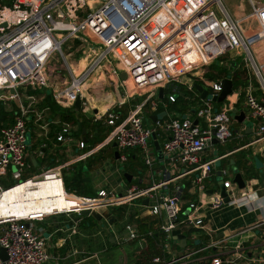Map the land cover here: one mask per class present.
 <instances>
[{"label": "built area", "instance_id": "1", "mask_svg": "<svg viewBox=\"0 0 264 264\" xmlns=\"http://www.w3.org/2000/svg\"><path fill=\"white\" fill-rule=\"evenodd\" d=\"M225 1L0 0V102L21 101L29 88L37 90L51 86L55 100L61 105L72 108L80 99L86 109L83 91L94 73L109 72L108 79L112 85L127 95V81L121 82L120 78L121 73H126L133 83L129 97L135 99L137 92L146 93L144 100L135 105L126 117L115 112L125 105L126 97L111 106L106 114L105 123L114 128L111 140L121 152L119 161L126 164V152L138 149L144 164L149 169L154 168L157 158L153 155V135L158 137L162 133L167 137L161 150L163 160L173 169L160 172L162 179L152 186L134 187L122 195L101 190L94 197L76 196L66 190L61 167L21 181L30 167L27 162L30 133L27 122L34 113L32 107L36 101L29 97V106H19L14 123L0 128V177L11 168L17 171L12 173V178L17 180L15 185L6 187L0 183V197L19 184L52 176L63 184L64 197L73 205L54 214L0 219V247L5 248L8 254L7 260L0 257V264L47 263L50 254L45 239L35 232L32 223L60 213L80 214L85 210L92 212L148 199L150 214L160 219L161 247L165 253L171 249L175 230L203 228L195 195L206 192L205 181L218 159L206 160L202 154L213 139L227 143L234 137L232 114L236 112L243 92L233 90L220 110L215 108L211 99L205 100L195 111L197 125L194 120L181 117L154 122L146 104L157 100L161 87L173 82L182 83L185 78L189 80L185 85L190 90L195 81L200 80L212 96H218L225 78L219 82L207 79L206 68L210 69L217 61L223 66L224 61L219 59L232 54L235 60L242 58V70L249 74L250 79L254 76L258 83L254 86L249 80L245 89L246 104L252 117L259 121L257 138L253 143L264 141V2L249 0L250 13L237 18L226 8ZM70 40L82 44L83 56L88 60L84 70L78 74L69 63L71 54L64 52V45ZM58 56L64 59L71 80H64L55 87L48 84L49 78L56 75V69L50 70V64ZM231 75L234 76V72ZM169 99L175 102L174 95ZM151 108L155 112L157 105L152 104ZM67 134L68 129H65L58 140H66ZM191 174H196L192 184L196 192L183 208L184 186L180 181ZM224 185L231 198L228 192L230 182ZM246 199L242 203L251 202L249 197ZM260 200L264 202V196ZM222 203L219 193L213 205L218 207ZM263 225L264 220L247 231ZM127 229L131 239L139 237L131 225ZM224 242L212 239L206 249L219 251ZM155 262L159 263L160 259ZM232 263L221 251L211 259V264Z\"/></svg>", "mask_w": 264, "mask_h": 264}, {"label": "crops", "instance_id": "2", "mask_svg": "<svg viewBox=\"0 0 264 264\" xmlns=\"http://www.w3.org/2000/svg\"><path fill=\"white\" fill-rule=\"evenodd\" d=\"M225 6L237 18L250 13L245 6L241 9L238 8L237 11L230 9L226 4ZM230 55L233 58L232 54ZM55 60L56 58L50 64V70L56 69V75L49 78L48 85L58 87L59 83L67 78L57 68ZM71 65L76 74L81 73L86 66L81 69V66ZM238 69L242 70L240 64ZM95 75H98L100 79L92 90L93 95L87 96L88 88L83 91L84 101H87L86 109L82 107L83 101H81V109L76 107V103L72 108L61 105L55 100L51 86L37 90L29 88L23 93L24 98L21 101L0 102V114L3 109L7 115L16 117L21 104L29 106V97H34V101H36L32 107L34 113L29 116L27 122L31 133V143H28L27 152V162L30 167L24 180L61 167L67 191L79 197H94L101 190L109 191L113 195H122L134 187H150L162 179L159 176L160 172H164L166 169L173 170L170 165L165 163L163 155L160 156L155 140L153 155L157 158V163L154 168L146 167L138 149H130L126 152L128 160L122 169L123 164L119 161L121 152L117 146H114L115 141L111 140L114 128L105 123L106 114L109 108L117 101H122L123 97H126L124 102L129 106V114L135 104L143 101L141 99H144L146 91L137 92L138 95L135 99L129 97L133 92V83L126 78L121 79V82L127 81V95H124L109 81V72L102 74L97 71L86 84ZM212 81L216 82L214 79ZM183 82L179 84L187 83L184 80ZM168 85L160 89L165 91ZM202 86L206 88L205 84ZM103 89H107L108 95L105 102L108 104L105 106L91 105V100L101 103V99L96 100V98L99 97L97 96L99 90L103 91ZM239 90L245 93L246 107L244 108L240 103L243 99L242 93L238 101L240 109L236 107V112L233 113L235 114L232 125L234 137L227 143H212L202 154L203 159H218V161L210 177L205 181L206 192L195 195L202 215L201 226L203 228L189 229L185 227L182 230L183 234L187 236L186 248L173 240L169 252L163 251L161 247L163 238L159 227L160 219L150 214L148 204L144 203L146 199H141L122 206L100 208L92 211L91 215L87 217L78 213H60L51 215L42 222L32 223L35 232L45 239L46 248L50 254V258L45 264H164L177 259H179L178 262L173 264H211L212 257L219 251L225 254L226 259L232 260V264H264V225L253 231H247L249 227L264 220V202L260 200V197L264 196V141L253 143L257 138L259 121L252 117L251 110L246 104L245 89ZM48 97L52 98L51 100L59 110H54L51 105L47 104ZM159 98L158 92L157 100H154V103L150 102L151 105L155 104L158 107ZM192 100L189 101V110L179 114L171 111L169 102L163 103L167 116L162 119L157 116V120L163 121L176 117L185 119L186 116V118L197 121L195 111L204 104V101L201 99V106L192 107L190 103ZM69 111L80 113L83 117L79 118L81 122L84 119L88 120L89 130L82 129L79 125L62 122V113ZM147 112L152 115L154 113L152 108ZM241 112L245 114L242 121L236 118ZM98 123L103 125L107 132L111 127V131L102 142L94 145L92 144L94 141L93 126ZM65 129H68L67 139L59 141L58 137L62 136ZM166 140L167 137L164 134H158L157 141L161 150ZM117 152L119 158L116 157ZM215 152L218 153L217 157L214 156ZM219 161L222 162V166L218 168ZM234 168L239 169L244 176L246 182L244 189H239L237 184L229 179L228 175L231 174L232 177ZM12 169L1 176L6 187L15 185L9 183V178H12ZM226 172H228L227 175ZM195 176L196 174H191L180 181L184 186L183 208H186L187 202L192 200L194 192H196L192 185ZM222 176L225 177L224 181L231 184V188L228 189L231 202H223L221 206L215 207L213 201L219 197L220 188L216 177ZM248 197L251 202L242 203V201H247ZM143 220L150 223L155 221L147 233H141L139 228ZM129 225L139 233L138 238H130V232L127 229ZM155 232L159 235L161 255L152 254L153 251H149V239ZM151 233L152 235H150ZM211 238L225 241L219 251L214 248L206 249L211 243ZM157 258L160 259L159 263L155 262Z\"/></svg>", "mask_w": 264, "mask_h": 264}, {"label": "trees", "instance_id": "3", "mask_svg": "<svg viewBox=\"0 0 264 264\" xmlns=\"http://www.w3.org/2000/svg\"><path fill=\"white\" fill-rule=\"evenodd\" d=\"M237 63V62H236ZM231 65V70L229 71V74L231 75V72H234V76H232V80H233V90L237 91L239 89H246V87L248 86V76L246 75V71L245 70H241L238 69L239 64H234V61L230 63ZM222 69L220 67L219 62H215L209 69L208 73L206 74V77L210 80H213L215 76L221 77L222 75ZM215 73V74H214ZM195 83H199L201 85H204V83H202L201 81H196ZM210 92V91H209ZM169 94L174 95L175 96V102H171L169 99ZM245 93H243L242 98L244 99ZM48 103L49 105L52 106V108L54 110H59V108L56 106V104L51 100V97H48ZM201 95L199 94V92L196 90L195 86L193 87L192 90H190L187 86L173 82L170 83L167 88L164 91V97L159 98L158 99V107L157 110L153 113L152 116H158V114L160 112L165 111V107L163 103H167L169 102L170 105V109L171 111H175L176 113H182V112H186L187 110H189V101L190 99H193L190 103L193 106L196 105H202V100L200 99ZM215 107L217 110H220L222 103H214ZM136 105V104H135ZM134 105V106H135ZM237 108L240 109V104H238ZM128 109L129 106L125 105L124 107H122L121 109H115L116 113H121L123 117H125L128 114ZM146 110L150 111L151 110V103L148 102L146 104ZM192 111V108L190 109ZM79 118H83L82 115L78 112H64L62 113V122L64 123H69L72 125H79L82 129H86L87 131L89 130V121L84 119L82 122L79 121ZM15 121V116L14 115H7L6 113L2 112L0 114V128L2 127H8L11 126ZM3 125V126H2ZM94 141L92 144H98L100 142H102L105 139V136L108 134V132L111 131V127L107 130L104 128L103 125H101L100 123L98 124H94ZM97 132V134H96ZM107 132V133H106ZM106 133V134H105ZM52 137V136H50ZM147 167V166H146ZM145 167V168H146ZM147 169V168H146ZM145 171V169H144ZM155 224V221H153L152 223L147 222V221H142L140 223V231L141 233H147L148 230L151 229V226ZM195 232L199 233V231ZM158 233H154V235L152 237H150L149 239V251L152 250L153 253L152 254H158L161 255L162 251L161 248L159 247V239H158ZM149 254V252H148ZM202 264H206V263H202Z\"/></svg>", "mask_w": 264, "mask_h": 264}, {"label": "bare ground", "instance_id": "4", "mask_svg": "<svg viewBox=\"0 0 264 264\" xmlns=\"http://www.w3.org/2000/svg\"><path fill=\"white\" fill-rule=\"evenodd\" d=\"M9 190L0 197V219L54 214L73 205L64 197L63 184L52 176L25 182Z\"/></svg>", "mask_w": 264, "mask_h": 264}, {"label": "rangeland", "instance_id": "5", "mask_svg": "<svg viewBox=\"0 0 264 264\" xmlns=\"http://www.w3.org/2000/svg\"><path fill=\"white\" fill-rule=\"evenodd\" d=\"M256 1H261V2H264V0H256ZM225 4L227 5V7H229L230 9H232V10H235L236 9V11H237V9L239 8V9H241V8H243L244 6L247 8V11L249 12L250 10H251V6H250V2H249V0H226L225 1ZM237 16H239V15H237ZM83 46H82V44L80 43V42H78L77 40H70V41H68L65 45H64V52L66 53V54H71V57H69V63L70 64H74L76 67H78V66H81V69L86 65V64H88V60H86V57H84L82 54H83V51H82V48ZM255 51L258 53V51H257V49H255ZM231 55L230 54H227V55H225L224 56V58H220L219 60H223L224 61V66H221V68L222 69H220V70H222V75H221V77H218V76H215L214 77V80L216 81V82H219L220 80H222V79H224V78H231V75L229 74V71L231 70V65H230V63L231 62H233L234 61V63H239V64H241L242 63V58H237L236 60L235 59H233L232 57H230ZM54 63H55V65L57 66V68L59 69V71H61V73H62V75H65V77L68 79V80H71V77H70V74H69V72L67 71V69H66V66H65V62H64V59L61 57V56H58V57H56V60L54 61ZM236 63V64H237ZM240 68H242V66H240ZM208 69L209 68H206V73H208ZM243 69H244V67H243ZM243 71V70H242ZM205 73V74H206ZM215 74V73H214ZM246 75L248 76V80H251V82H252V84L254 85V86H257L258 85V83L256 82V80H255V78H254V76H252V78L250 79L249 78V74L246 72ZM251 77V76H250ZM103 78V77H102ZM100 79V77L98 76V75H95V76H93L91 79H90V81L86 84V86H85V88H88V90L86 91V94H87V96H91V95H93L92 94V90H93V88H94V86H96V82L98 81ZM184 81H189L188 79H184ZM197 81V80H196ZM183 83V82H182ZM208 91H209V89H207ZM95 92H97V91H95ZM107 89L106 90H104L103 89V91H101V90H99V94L97 95V96H99L98 98H96V100L97 99H101V103H99V102H97V101H92L91 100V105H99V106H105L106 104H108V102H105V99L107 98ZM209 97H210V99L212 98V95L210 94L209 95ZM90 99H91V97H90ZM141 100H144V99H141ZM241 105L245 108L246 106H245V102H244V99H242L241 100ZM242 107V108H243ZM158 116H159V118H165L166 116H167V112L166 111H163V112H160L159 114H158ZM234 116H235V114H232V118H234ZM185 118H186V116H185ZM28 143L30 144L31 143V133H29L28 134ZM214 156H218V153L217 152H215V154H214ZM126 165H122V169H123V167H125ZM222 166V162L221 161H219L218 162V164H217V167L219 168V167H221ZM12 172L13 173H16L17 171H16V169L15 168H13L12 169ZM229 176V179H232L233 180V178L231 177V174L230 175H228ZM216 178H218L217 180H218V183L220 182V181H222L225 177H216ZM9 183H10V185H13V184H16L17 183V180L16 179H14V178H9ZM22 180H24V179H21V181ZM0 183L1 184H4V182H3V180H2V178L0 177ZM217 190H218V188H217Z\"/></svg>", "mask_w": 264, "mask_h": 264}, {"label": "water", "instance_id": "6", "mask_svg": "<svg viewBox=\"0 0 264 264\" xmlns=\"http://www.w3.org/2000/svg\"><path fill=\"white\" fill-rule=\"evenodd\" d=\"M234 64H236V63H234ZM120 77H121V79L124 80V79L127 78V74L123 73V74L120 75ZM222 84H223V86H222V91L220 92V94L218 96H212V98H211V100L214 103H224L226 98L229 95H231L232 92H233V80L231 78H225L222 81ZM194 86H195L196 90L199 92V94L201 95V99L203 101H205L207 99H210V97H209L210 93L204 86H202L199 83H195ZM163 95H164V89H160V91H159L160 98H162ZM253 95L255 96V93ZM76 107L78 109H81V100L80 99L77 100ZM151 118H152L153 121H156L158 117L157 116H152ZM236 118L239 119L240 121H242L245 118L244 112H241V114L238 117H236ZM197 124H198V121H195V125H197ZM153 140H155L156 148L159 151V154L161 156L162 152H161L159 143L157 141V136L155 134L153 135ZM212 143L219 144L220 142L217 139H213ZM114 146L116 147L117 145L115 144ZM116 157L119 158V153L118 152L116 153ZM225 174L227 175L228 172H226ZM232 178H233V183L237 184L239 189H244L246 187V182H245L244 176L239 171V169H237V168L233 169ZM225 182L226 181H224V180L219 182V185H220L219 193H220V196L223 199L224 203H230L231 199L228 196L227 188L224 185ZM144 203L147 205L148 204V199H146L144 201ZM80 214L85 216V217L90 216L91 215V210L82 211ZM173 240L175 242H179V244L183 248L187 247V236L185 234H183V232L180 229L175 230L173 232ZM0 257L3 260H7L8 259L7 250L5 248H3V247H0Z\"/></svg>", "mask_w": 264, "mask_h": 264}]
</instances>
